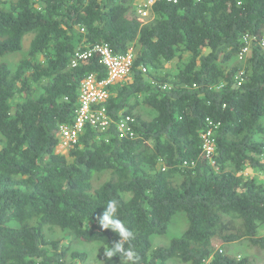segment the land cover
Returning a JSON list of instances; mask_svg holds the SVG:
<instances>
[{
  "label": "trees",
  "instance_id": "trees-1",
  "mask_svg": "<svg viewBox=\"0 0 264 264\" xmlns=\"http://www.w3.org/2000/svg\"><path fill=\"white\" fill-rule=\"evenodd\" d=\"M141 1L0 0V56L33 33L13 71L0 64V264H84L66 237L99 243V263L118 264L102 254L118 235L96 222L112 199L140 264H249L216 250L242 240L264 250V183L248 175L264 173V0L157 1L143 22ZM244 35L255 40L239 61ZM98 45L132 50L130 74L108 88L107 129L85 126L60 154L54 136L72 123L80 83L107 76L98 54L71 58ZM183 55L176 74L159 73ZM124 116L132 140L118 138ZM208 121L214 165L202 152ZM178 213L187 229L152 248ZM52 228L60 239H47Z\"/></svg>",
  "mask_w": 264,
  "mask_h": 264
},
{
  "label": "built area",
  "instance_id": "built-area-1",
  "mask_svg": "<svg viewBox=\"0 0 264 264\" xmlns=\"http://www.w3.org/2000/svg\"><path fill=\"white\" fill-rule=\"evenodd\" d=\"M157 1L176 3V0H143L137 5L139 21L143 22L150 17L151 7ZM254 40V36H243V47L238 53L239 61H242L250 53ZM260 44L264 50V36ZM93 53L100 56V61L107 70V76L104 80L98 81L93 75H89L80 83L72 123L59 126L54 136L57 141V152L60 154H66L77 145L79 136L83 133L85 126L98 131L107 129L110 118L103 104L109 97L108 88L113 83L125 79L131 71L132 50H128L124 55H117L106 45H98L85 51L76 50L70 61L71 67H76L80 62L87 60ZM132 122L133 120L129 116L119 119L116 123L119 139L132 140L135 138L131 127ZM213 128L212 123L208 121V128L202 134V152L211 165L215 164L212 160L214 155ZM262 177V182L264 183V173Z\"/></svg>",
  "mask_w": 264,
  "mask_h": 264
},
{
  "label": "rangeland",
  "instance_id": "rangeland-1",
  "mask_svg": "<svg viewBox=\"0 0 264 264\" xmlns=\"http://www.w3.org/2000/svg\"><path fill=\"white\" fill-rule=\"evenodd\" d=\"M33 38V33L26 34L22 39V48L20 51L15 53L6 54L0 56V64H6L11 71H13L20 60L27 56L30 42ZM206 53V51L204 52ZM188 60L187 55L175 58L173 62L164 66V68L159 73H170L171 75L176 74L178 68ZM139 111L142 112L144 118H151L155 115L153 111L145 107H139ZM4 144V139L0 135V148ZM249 176L257 177L259 180L261 178L258 172L250 173ZM104 178L102 179V181ZM187 220L183 213L175 214L168 226L167 231L162 235H152L151 245L152 248L157 247H167L171 241L175 238H179L184 231L187 229ZM48 240L60 239V232L58 229L52 228L51 230L45 231ZM258 236H264V226L258 229ZM64 247H67L69 251H79L87 254V261L84 264H100L97 258V252L100 249V244L97 242L86 243L81 240L71 239L66 237L63 240ZM222 250L225 254H230L231 256L239 259H247L249 264H264V250L257 247H252L246 240H242L236 243H225L222 245H216V250ZM120 264V262L118 263ZM168 264H176L174 261Z\"/></svg>",
  "mask_w": 264,
  "mask_h": 264
},
{
  "label": "clouds",
  "instance_id": "clouds-1",
  "mask_svg": "<svg viewBox=\"0 0 264 264\" xmlns=\"http://www.w3.org/2000/svg\"><path fill=\"white\" fill-rule=\"evenodd\" d=\"M118 207L117 200H109L102 214L96 218L101 230H111L119 237L117 241L102 249L103 258L110 261L116 256L119 257L120 264H140V257L134 248L131 245L125 247V243L134 240L135 235L117 215Z\"/></svg>",
  "mask_w": 264,
  "mask_h": 264
}]
</instances>
